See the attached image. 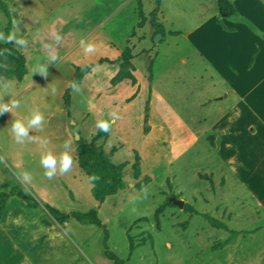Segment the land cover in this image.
<instances>
[{"label": "rangeland", "instance_id": "374dc122", "mask_svg": "<svg viewBox=\"0 0 264 264\" xmlns=\"http://www.w3.org/2000/svg\"><path fill=\"white\" fill-rule=\"evenodd\" d=\"M4 1L9 33L27 41L23 47L13 43L25 56L27 73L21 81L0 76L3 102L20 101L12 114L0 113V191L18 186L39 203L31 207L16 195L7 202L0 224L29 226L7 232L8 248L31 254L21 261L12 256L8 264H115L106 250L122 264H264V226L256 222L252 198L264 202V0H230L236 10L230 16L219 13L218 0H162L157 8L154 0ZM6 23L0 10L4 34ZM81 40L97 50L86 54ZM239 47L237 54L229 50ZM126 48L135 83L113 85ZM50 51L59 56L55 63ZM0 61L15 63L1 48ZM251 63L242 72L241 65ZM40 65L47 66V77L38 73ZM244 78L256 83L243 89L247 105L228 89ZM234 102L235 108L226 107ZM33 109L45 122L43 131L29 136L48 139L57 156L72 140L74 164L67 174L57 170L47 179L39 145L14 141L12 122ZM112 111L120 118L108 133L99 131L96 121L111 120ZM82 142L122 166L123 189L101 201L93 197L77 163ZM25 171L32 177L27 183L19 178ZM44 204L65 213L93 208L107 235L72 217L58 223Z\"/></svg>", "mask_w": 264, "mask_h": 264}, {"label": "trees", "instance_id": "16d2710c", "mask_svg": "<svg viewBox=\"0 0 264 264\" xmlns=\"http://www.w3.org/2000/svg\"><path fill=\"white\" fill-rule=\"evenodd\" d=\"M154 1L157 8L162 0ZM217 6L220 14L222 13L227 16H230L235 14L236 12L235 7L230 0H218ZM137 8L138 16L140 18L139 24H141V20L143 19L144 14L142 11V6L139 2ZM0 10L7 18V23L5 25L4 32L6 35H8L11 29V12L8 7V4L4 0H0ZM153 15H155V12H153ZM158 30L160 33H162L161 28H159ZM0 48L4 52L13 56V58L15 59V63L10 66L4 65L3 62L0 61V76H9L14 78L15 80L21 81L24 75L27 73V69L25 66V56L13 45V43H0ZM131 58V52L128 48H126L121 54V62L119 64L118 70L111 79V83L113 85L117 84L118 82L124 79L130 80L132 84L135 83V76L132 73V71L134 70V66L131 62ZM87 69L88 68L82 69L81 67H77V71L81 70L84 73L87 72ZM63 99L65 106L68 107L67 97L65 95ZM76 151L77 163L81 167V169H83L87 178H89V176H91L92 174H96L100 177L99 180L95 181L94 183H91V192L96 200L101 201L105 196L112 195L118 190L123 189L124 182L121 179L120 175L122 166L115 165L111 160L109 154L105 153L100 147L94 146L87 142L79 143L76 147ZM90 154L93 155V161L91 162L88 160V155ZM138 172V165L134 164L135 175H138ZM139 186H141V183H139ZM10 195H16L22 198L31 207L39 205L38 201L34 197H32L31 194H29L24 189L16 186L11 188L7 192H0V216L2 214L6 199ZM43 207L46 209L48 214L58 223H62L68 217H72L78 221L93 224L97 227L102 228L104 235H107L104 223L98 216L97 211L93 208L86 212L69 211L68 213H65L49 205L44 204ZM212 223L215 224L214 221ZM105 256L110 260L114 261L115 264L123 263V259L119 258L117 255H115L109 250L105 251Z\"/></svg>", "mask_w": 264, "mask_h": 264}, {"label": "clouds", "instance_id": "9594fccd", "mask_svg": "<svg viewBox=\"0 0 264 264\" xmlns=\"http://www.w3.org/2000/svg\"><path fill=\"white\" fill-rule=\"evenodd\" d=\"M18 31V25L16 22H13ZM52 37L55 38L56 43H59L61 40L60 35L53 31L51 33ZM0 41L4 43H14L17 46L23 47L27 45L26 39L23 37H18L17 32L13 31L8 33L7 36L3 32H0ZM80 46L83 48L86 54L94 53L96 49V45L93 43L86 42L84 40L80 41ZM44 47L46 49H50V46L45 44ZM49 59L52 63H55L59 56L56 52L50 51ZM38 73L44 77H47V66L40 65L38 67ZM11 85V82H10ZM11 86H5L4 93L7 94L11 90ZM74 90H79L78 85L75 83L72 85ZM53 91H55L53 89ZM20 107V101L17 99H10L8 102H3V95H0V113H13L14 109ZM111 120L99 119L96 121L95 127L101 131L108 133L111 129L112 123H115L118 116L117 112L112 111L109 113ZM45 122V117L43 113L39 109L31 110L30 114L26 116L24 119H15L11 124V132L13 134L14 141L17 144H24L27 142H34L39 145L42 150V155L40 157V164L44 169V176L51 180L57 175V170H59L60 175H65L70 172L73 168L74 160H73V148H72V140H67L63 143L62 147L64 151H62L58 156L54 155L53 152L49 149L48 145L50 141L46 138L38 137V136H29L30 130H36L37 132L43 131V125ZM19 178L22 179L23 182H30L32 177L30 173L27 171L19 174ZM89 182L94 183L99 180L100 177L96 174H92L89 176Z\"/></svg>", "mask_w": 264, "mask_h": 264}, {"label": "crops", "instance_id": "0c3cea01", "mask_svg": "<svg viewBox=\"0 0 264 264\" xmlns=\"http://www.w3.org/2000/svg\"><path fill=\"white\" fill-rule=\"evenodd\" d=\"M228 44H230V43H228ZM229 50L232 51L233 54H237V53H239L241 51V48L239 47L237 51H234L233 49H229ZM252 65H253V63H251L249 65H241L240 69L242 70V72L245 73V71L247 69L251 70ZM254 68H255V64H254ZM257 70H258V68L255 69V71H257ZM243 80L244 81H241V83L235 82L233 85H228V89L231 90V92L235 95L237 100H240V101H242V103L244 105H247L248 103H246V100L244 98L246 92H245V90L243 91V89H246V91H247L248 88L251 89L252 87H254L256 85V83L254 82V80L251 81L252 79L246 81L245 78H244ZM225 96L226 97L228 96V92L225 93ZM235 106H236L235 102L226 105V107H228V108H235ZM5 192H7V191H5ZM12 196H14V195H10L6 199L2 214L0 216V220L2 219L3 214L5 212V208L7 206V202L12 198ZM252 198L255 201L256 207L259 208V209H257L255 207L256 208V216H257L256 219L258 220L256 222L257 223L259 222L262 226H264V202L258 197H256V198L252 197ZM45 212H46V210H45ZM14 219H17V217H15ZM42 221L48 226L52 225V223H51L52 221L50 219H47V220L43 219ZM45 221H47V222L49 221L51 224L49 225ZM28 228H29V226L23 225V224H19V225H15V224L14 225L13 224H11V225H1L0 224V264H8L10 262H13L12 256H15V257L19 256L20 257V261H21L22 260L21 259L22 256L26 257V254L31 255L28 252L25 254L20 248H15V249H12V247L8 248V242H9L10 239H8L9 236H8L7 232H10V233L20 232V233H22V232L27 231ZM32 232H34V230H32ZM28 241H29L30 244H32V243L34 244V234L29 236ZM10 259H11V261H10ZM16 260L17 259L14 260L15 263H16Z\"/></svg>", "mask_w": 264, "mask_h": 264}, {"label": "water", "instance_id": "95a60500", "mask_svg": "<svg viewBox=\"0 0 264 264\" xmlns=\"http://www.w3.org/2000/svg\"><path fill=\"white\" fill-rule=\"evenodd\" d=\"M159 35H160V34H158V35L156 36V38H157ZM171 200H172L173 203L177 204L178 206H182V204H183V201H182V200L176 199L175 197H172Z\"/></svg>", "mask_w": 264, "mask_h": 264}]
</instances>
